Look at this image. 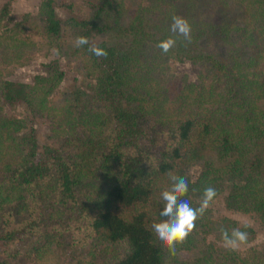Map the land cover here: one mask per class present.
<instances>
[{"label":"trees","instance_id":"trees-1","mask_svg":"<svg viewBox=\"0 0 264 264\" xmlns=\"http://www.w3.org/2000/svg\"><path fill=\"white\" fill-rule=\"evenodd\" d=\"M10 1L1 5L0 19L6 17ZM109 1L85 0L88 15L63 17L56 14L54 0L38 3L39 32L51 39L59 56L68 55L62 51L65 30L74 40L114 31L127 34L124 42L95 44L106 49V57L89 52V44L73 47L69 56L78 53L84 58L92 81L66 93L63 107L53 118L48 115L46 97L62 79L58 59L44 64L43 73L35 74L32 83L0 79V107L22 105L30 115L4 117L0 113V242L8 248L17 239L35 237L28 252L39 257L60 239L58 220H63L66 211L71 217L75 206L84 218V240L123 245L124 251L111 264H170L180 250L195 246L194 230L202 227L214 229L219 239L221 228L229 232L241 228L252 236V227L245 229L229 218L206 222L202 217L172 255L157 244L152 230L162 207L152 212L146 208L156 183L171 187L170 176L176 175L188 181L183 199L192 207H198L193 200H201L206 187L217 192L223 185L226 207L252 213L264 224V0H234L231 9L227 6L231 0L215 4L214 0H149L148 6L121 26L109 22ZM151 12L155 17L150 21ZM173 16L188 20L191 42L170 31ZM169 36L177 44L164 54L156 44ZM213 42H220V49L207 50L205 46ZM168 57L198 66V78L210 74L213 82L208 94L197 97L196 106L201 107V98L215 106L177 121L161 150L149 157L137 142L144 134L136 119L146 97L141 83L150 80ZM218 81L222 87L215 92ZM88 101L93 106L89 115ZM37 115L48 119L56 141L64 138L61 147L60 143L38 144L31 125ZM90 120L100 121L101 127L88 129ZM67 147L74 148L68 151ZM194 162L200 163L201 170L190 181L185 168ZM94 169L101 172L103 182L93 197H85L80 191L91 183L87 175ZM110 170H114L111 178L105 176ZM17 215H21L19 220ZM198 252L193 264H264V248L252 250L247 257L227 248L214 251L210 244ZM9 256L12 259L16 254L8 252ZM7 263L0 259V264Z\"/></svg>","mask_w":264,"mask_h":264},{"label":"rangeland","instance_id":"rangeland-1","mask_svg":"<svg viewBox=\"0 0 264 264\" xmlns=\"http://www.w3.org/2000/svg\"><path fill=\"white\" fill-rule=\"evenodd\" d=\"M4 1L6 0H0V7ZM54 1L55 12L59 17H63L65 14L86 16L90 13V8L85 4V0ZM39 2L40 0H11L6 17L0 19V79L32 83L35 74L43 73L44 64L55 58L58 59L57 65L62 71V79L46 97V105L49 108L48 115H52L53 118L56 111H60L63 107L64 95L76 85L91 82L92 75L88 74L85 60L81 55L76 53L74 56H69L75 40L67 30H65L62 37V44L64 45L62 51H67L68 55L61 56L58 55V51L52 45L53 42H50L51 39L45 38L42 31L39 32V24L36 20ZM215 2L216 0L213 1V4ZM228 3L227 6L230 9L235 7L234 0ZM149 4V0H111L108 8H106L107 13L110 14L111 21L109 22H113V25L116 26L127 25L137 10L143 9ZM213 4L210 8L214 6ZM147 17L151 21L155 14L151 12ZM112 19L114 20L112 21ZM150 21L148 22L150 23ZM126 36L125 33L114 31L107 32L104 35H90L88 41L90 46L101 41L115 44L119 41L124 42ZM4 37L9 38L5 44L1 41ZM13 44H16V47ZM218 45L220 47L221 43L213 42V44L205 47L207 50L213 51L220 49ZM260 67L262 66L260 65ZM198 70V66H191L186 60L176 62L173 58L168 57L165 64L160 65L155 70L150 80L141 83V88L143 92H146V97L141 102L142 110L136 114V119L139 126L143 128L144 134L139 137L137 142L145 153L150 155L149 157L155 156L161 150L163 139L168 138L170 129L177 121L193 116L198 110L203 112V109L214 108L215 105L212 102H204L205 98H201L199 102L201 107L198 106L197 108L196 106L197 97L207 96L209 84L213 82L210 74L205 77L202 74L201 78H198ZM219 82L215 84L216 87L214 86L215 92H218L222 87ZM213 100H215V97H213ZM85 109L87 115L93 113V106L90 101L85 103ZM27 112L28 110L22 105L11 108L1 104L0 107V113L4 117L11 115L23 117L24 114L29 117V112ZM31 125L35 130L39 145L58 146L60 143V147L62 146L64 138L60 136V140L56 141L51 124L43 115L32 117ZM86 127L94 130L101 127V122L90 120ZM55 132H58V130H55ZM68 140H70L69 136ZM73 148L67 147V150L71 151ZM211 159L215 163L218 162L215 157ZM200 170V163L194 162L185 168V174L190 181H193ZM113 171H108L105 176L111 178ZM87 178L91 183L88 187H82L80 192L81 194L84 193L85 197H88V195L93 197L102 184L103 177L100 171L94 169L92 173L87 175ZM168 184L166 182L164 184L162 181L156 183L157 189L152 196L150 206L146 208L148 211L152 212L163 207L161 193L170 188ZM226 192L222 185L203 217L206 218V222H217L222 217H226L240 224H250L254 229V234L248 236L246 243L232 250L239 257H247L252 250L260 251L264 248V224H260L259 219L252 213L240 212L226 207L224 202ZM79 200L83 201L82 198ZM85 201L87 202V198ZM193 203L198 204L199 207L200 200L194 199ZM80 210V207L75 206L70 210L71 217L66 211L63 220H58L57 227L61 232L60 239L57 238L56 241L51 243L48 250L40 255L38 254L39 257L28 252L29 246L35 239L31 236L15 240L11 244L12 246L8 248L0 242V259H5L8 262L7 264H111L112 260L124 251L123 245L106 241L90 242L84 240L82 228L85 222L84 218H80L82 216ZM20 218L21 215H17V220ZM162 219L163 217H159L156 223ZM204 228L194 230L195 246L193 245L194 247L192 246L189 251L180 250L175 255L174 262L171 260L170 264H193L199 254V248L206 244H210L214 251L225 248L222 239L216 237L214 229L207 231L205 229L204 231ZM5 249L10 251H5ZM8 252H15L16 257L12 259L10 256L7 257Z\"/></svg>","mask_w":264,"mask_h":264},{"label":"clouds","instance_id":"clouds-1","mask_svg":"<svg viewBox=\"0 0 264 264\" xmlns=\"http://www.w3.org/2000/svg\"><path fill=\"white\" fill-rule=\"evenodd\" d=\"M170 31L176 37H182L184 41L191 42V25L188 20L181 16H173L170 24ZM89 41L85 36L75 38L74 46L79 48L88 45ZM177 44V39L169 36L156 44L162 53L167 54ZM88 51L97 57H106V49L91 45ZM172 186L162 191L161 198L163 207L160 212L163 219L154 223L152 230L158 245L168 249L174 255L176 245L186 241L188 236L196 227V221L203 217L217 195L216 189L209 186L203 190L199 207H192L187 199H183L188 191V181L182 176L171 175ZM243 228L251 227L244 223ZM223 246L230 250L237 249L248 240V232L241 228H233L230 232L225 228L220 229Z\"/></svg>","mask_w":264,"mask_h":264}]
</instances>
